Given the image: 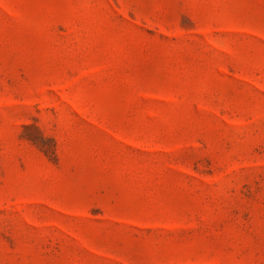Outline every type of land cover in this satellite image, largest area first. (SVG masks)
<instances>
[{
	"label": "rangeland",
	"instance_id": "374dc122",
	"mask_svg": "<svg viewBox=\"0 0 264 264\" xmlns=\"http://www.w3.org/2000/svg\"><path fill=\"white\" fill-rule=\"evenodd\" d=\"M0 264H264V0H0Z\"/></svg>",
	"mask_w": 264,
	"mask_h": 264
}]
</instances>
